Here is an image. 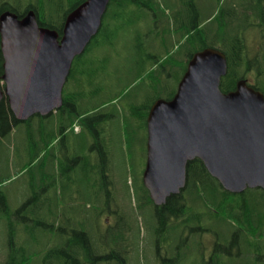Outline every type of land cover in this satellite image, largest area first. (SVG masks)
I'll return each mask as SVG.
<instances>
[{
  "label": "trees",
  "instance_id": "16d2710c",
  "mask_svg": "<svg viewBox=\"0 0 264 264\" xmlns=\"http://www.w3.org/2000/svg\"><path fill=\"white\" fill-rule=\"evenodd\" d=\"M83 1L84 0H0V14L5 11H10L20 17L27 10H34L39 26L53 29L60 33L65 16ZM263 1L264 0H254L252 4L243 5L240 8H237V6L230 7L229 10L225 9V14L223 9H221L218 12V17L221 16L222 19L218 22L215 29H211L210 27H203L196 20L191 24H187L188 19H185L184 21L179 22V24L174 29L170 30L171 33H174L172 46L168 45L165 39L168 31L163 30L162 32H157L156 35L159 40L158 42L160 43V50L158 54L154 53L157 56L148 55V59H151L150 66L148 69H144L140 75V80H148L149 87H151L150 89L153 91L152 93L155 94V96L153 97L149 105L144 107L143 104L140 106H136V103H138L137 101H135L136 95L127 94L124 92H120L117 95V98H120L119 101H124V104L126 105V110L124 112L128 114V118H126L125 133L132 138L131 134H133V127L137 130L139 126H141L142 129L146 132L145 120L150 105L158 99L168 100L172 98L176 91V86L185 71L190 57L193 55V53L207 47L222 50L226 55L227 72L220 81V90L222 92L233 90L236 82L239 79H245L248 81V74L251 72L253 74L254 81L252 83V87L260 90L264 95ZM187 4L191 9L188 10L189 15H197L194 4L191 1L187 2ZM259 6H261V9L258 8ZM110 7L112 8L109 18L110 20H116L121 15L127 13L131 9V7H140L142 10L148 12L147 18H151V15H153L154 21V16H157L156 14H159L158 11H160L161 8L156 0H142L140 2H138L137 0H110L105 15H107ZM234 9H238L239 14L235 15ZM110 20H107V23L111 24ZM103 22L101 28L97 32L96 36L92 38L84 53L74 59L68 75V81L70 80L73 82V88L71 91L66 92L64 87L62 92V106L58 111H56V113L44 117L34 115L26 121H17L11 113L6 100H1L0 138L3 139L8 136L12 132V130L19 124H26V132L28 135L27 140L29 144V146L27 145L26 147L27 151H29L28 155H30L31 145L36 147L37 144V141L29 139L31 136V122L36 117L40 119L46 118L48 121L47 128H49L50 125L57 131L53 133L52 130V132H49L48 134L46 132L43 134L42 130L46 126L44 123H42V121H38L37 126L40 129L39 134L41 143L40 146L39 144L37 146V155L35 157H32V159H28L27 163L24 164L23 167H20V172L23 171L26 167H29L31 163L39 157V153L49 152V147L51 146L52 141L46 140L45 136H51L54 140L57 139L58 136L61 141L63 138L73 133L71 130V133L69 132L64 135L63 130L64 127L71 126L72 128V124H75V120L76 122L78 120L77 124L78 126L80 125L81 129L79 136H75L80 137L83 141H85V137L89 136H92L93 138L97 135L103 137V135L107 131L108 119L113 117L114 115H111L109 113H100V111H103L104 108L109 107V104H114V102H117V98L113 96L107 101L103 100V102L99 104L93 105L91 103L92 101L97 100L104 92L107 93V90L111 91L112 89V84L110 83L111 72L110 75L107 72V60L109 57L108 54H106L105 52V58L103 60H99L98 58L95 59V57H92L94 49L99 48L98 36L103 35L106 39L110 40L114 36V32L116 31V29L111 26L107 27L106 29ZM150 23H152L151 19ZM247 31H249L248 40L245 38V33ZM249 43H252V52L250 50ZM155 50L156 49L153 48L150 54H152ZM88 53L90 54V56L86 55ZM86 56L92 58H85ZM2 61V55L0 52V75L2 73ZM100 61H102V63H99ZM63 109L65 112L63 111ZM138 123H140V125H138ZM116 142L120 146V142H122V140L118 138ZM94 152L97 153L96 159L94 158V160L92 161L87 157L85 163L87 168L86 171L80 169L82 175L79 174L80 178L78 177L77 179V183L80 184H75V186H73V191H71L70 189L67 190L66 188L61 191V197L63 201H66V206H63L62 208L49 206L46 214L51 217L50 219L53 223L51 225V228L53 230H57L58 232L62 233L67 232V224L69 221L67 223H65V221H57L58 213L56 212H58V209H62L63 217L68 218V214L66 215L67 204L68 209L70 205L76 204V201L74 199L75 195H78L81 198L86 196V198H84L85 201L87 200L88 202L94 204L96 203L95 201L99 200V198H101V200L102 198H107L106 201L109 200V202L106 203L105 201L107 205L102 209L104 211L108 210V203L111 202L113 204V197L114 200H117L116 203L119 204V187H114L113 185V174L105 170L106 167L105 169L102 167L104 166V164H106V166L108 164L109 159L107 157V153H103V155L102 150L97 148L94 150ZM47 159L52 160V157L50 156ZM128 160L127 164L132 170L135 163L133 161L132 165L128 162ZM40 161L41 160H39V164L41 163ZM77 166L79 167V165ZM71 171L73 173L76 170H74L73 168ZM136 173L140 180L141 172L138 173L136 170ZM6 180H8V178L1 180L0 184H2ZM139 189L146 195L145 202H142L140 199H138L137 194L134 195L135 206L140 211H145L149 208H152L154 212V214H152V218L158 217L159 221H162L163 219L160 218V216L162 215V211L165 209V207H167V205H169L171 201L174 200V202L176 203L177 199H181V208L179 211H177L179 213H176L180 214V217L182 218L185 217V221L189 223L188 217L190 216V210L188 211V206L197 205L199 211L198 215L200 216V218L198 219L199 224L205 225V221H208L207 225L211 229V223L213 221L218 225L217 228L219 227V224H221V222H225L227 226L232 225L236 228V231L232 235L233 240L231 244L225 248V255L239 256L241 255V253L242 255L240 256L241 258L231 257L232 259L230 260V262H244V260H247L248 264H264V192L262 190L247 189L246 191L248 193H245L246 191H244L243 193L239 194H233L224 191L221 186H219L217 181L207 173L201 161H199L198 159H194L187 164L186 184L183 195H180L179 198L175 196L167 198L165 205L163 207L161 206L162 208L157 207L154 209V207H152L151 201L147 195V191L142 186L141 181ZM50 190H53V194H56L58 192V190H56L54 187ZM128 190L129 188L127 187V195L130 197V192H128ZM67 191H69L68 196L65 194V192ZM34 192H36V189L33 190V196L35 194ZM51 197L54 198V196ZM93 198H95L94 202L92 201ZM82 202L83 198L82 201L77 205L78 211L83 209L82 206H80L82 205ZM39 207L40 206L38 205L35 211L38 212ZM85 215H87L88 220L85 225L81 224L79 220L73 223H75V225H78L79 229H83V231L86 232V235H88L87 229L91 224V213L87 211ZM35 221V224L46 226L44 223H42L43 220L35 219ZM59 222L60 224H58L55 228V224ZM23 225L25 228H29L31 226L29 224V221L23 222ZM76 229H69V231L72 234L78 233L79 229L78 231ZM82 232L78 234V239H68L63 237H60L58 239L61 242L65 241V243H71V245L76 244V252H80V255L83 253L86 261L90 264L94 263L95 261V264H98L97 262L99 261H106L109 263L113 262L111 261L113 259L112 257H110L111 254H115L117 257H119L120 264H126V253H128L132 249V241L129 240L128 236H124L121 231L118 232V235H109V240L107 239L108 237L103 236L104 239L102 240V242L105 250H101V252L98 251V255L95 256L91 254V246L87 241L85 242ZM216 233V235L219 234L218 231H216ZM195 236L196 235H194L192 237V240L188 242L189 245L181 250V254L184 257L181 259L184 260L190 252H193L195 254L193 259H196V251L198 250L200 252L199 260H197V263L200 262L199 264H208L209 261L214 260L213 257L215 256V254L212 255L208 262H205L207 260L205 259L202 250L207 248L210 241L208 238L201 239V237L204 235L200 234V236L198 237ZM197 238L199 239V241L196 240ZM81 243H83V246L78 245ZM238 247L242 249L241 253L237 249ZM55 249L57 250L54 252L55 259L58 261V263L60 262L62 264V262L65 261L64 256L66 254L60 247H57ZM220 251L221 249L219 250V252ZM76 252L74 254V257H77ZM107 254L109 255L107 256ZM16 260L17 257L14 254H11L9 261L6 264H16ZM73 261L74 264L77 263V260L73 259ZM244 263L247 264L246 262ZM70 264L73 263L71 262Z\"/></svg>",
  "mask_w": 264,
  "mask_h": 264
},
{
  "label": "rangeland",
  "instance_id": "374dc122",
  "mask_svg": "<svg viewBox=\"0 0 264 264\" xmlns=\"http://www.w3.org/2000/svg\"><path fill=\"white\" fill-rule=\"evenodd\" d=\"M138 2L142 0H137ZM160 5L159 14L151 18L148 17V12L142 10L140 7H131V9L118 17L116 20H110V14L112 8L108 10L107 15L104 19V27H113L116 29L114 36L108 40L103 35L98 36L99 48L94 49L92 57L95 59L103 60L105 58V52L108 54V66L107 72L110 75V83L112 84L111 91L107 90L104 92L97 100L92 101L93 105L103 102V100H108L111 97H116L120 92H124L131 95H136L135 101L136 106L149 105L155 94L149 87L148 80H143L141 78V72L144 69H148L150 66V60L148 55L158 54L160 50V43L158 42L157 32H162L163 30L168 31L165 36L168 45L173 44L174 33L170 30L174 29L179 22L187 20V24L198 21L203 27H210L215 29L218 22L222 19L221 16L218 17V12L223 9L225 14V9L229 10L230 7L240 8L243 5H250L254 0H156ZM191 1L197 11V15H189V6L187 2ZM260 9V6L258 7ZM191 10V9H190ZM194 10V9H192ZM235 15L239 14L238 9H234ZM150 14V13H149ZM152 23H150V19ZM225 18V15H224ZM145 19V20H144ZM241 19V18H240ZM110 20L111 24L107 23ZM249 31L245 33V38L248 40ZM159 43V46H158ZM252 43H249L250 50L252 52ZM156 50L152 52V49ZM89 55L90 54H86ZM86 56L85 58H92ZM99 63H102L100 61ZM248 81L253 83V74H248ZM65 91H71L73 88V82L68 81L65 84ZM168 92V91H167ZM117 98V102L114 104H109L110 106L104 108L100 113H109L114 115L108 119V128L105 134L102 136H92L85 137L83 141L79 136L71 133L69 136L60 138L57 136L49 147V152L39 153V157L35 159L29 167H26L20 172V168L27 163L28 159H32L37 155V146L41 143L38 121H42L45 124L43 128V134L46 132H57L54 127L49 125L47 128V119H40L34 117L35 119L31 122L30 130V140L37 141L36 147L31 145L30 155L27 151V132L26 124H19L12 132L3 139H0V181L8 178L0 184V264H6L9 261L11 254L17 257L16 264H61L55 259V248L60 247L64 250L66 254L65 261L62 264H74V260H77L76 264L88 263L83 253L76 252V244H68L61 242L58 238L62 237V233L57 230H53L51 225V217L46 214L49 206L52 207L54 203L53 190L44 191V188L52 189L53 187L58 190L62 189L63 185H68L70 190L73 191V180L77 181L78 172L82 175L81 170L86 171V159L94 160L96 154L94 150L101 149L102 154L107 153L108 164L102 166L109 173L113 174L115 187H119L118 196L119 200V211L123 214L125 219V229L129 231L125 234L129 235L132 241V249L126 253V264H163L161 256L164 255L165 247L162 238L157 239L154 234L155 221L152 218L153 210L149 208L145 211H140L135 206L134 195L137 194L139 197V187L140 180L137 176L136 170L139 173L140 168L135 157L137 153L142 151L144 148V140L146 138V132L141 126L137 130L133 127L132 138L127 135L126 132V118L128 114L124 112L126 110V105L124 101ZM85 116V115H84ZM140 125V123H138ZM129 132V128H128ZM46 137V136H45ZM120 138V146L117 144V139ZM136 138V139H134ZM79 139V140H78ZM47 140V139H46ZM83 142H82V141ZM83 144V146H82ZM94 144V147H93ZM109 151V154H108ZM32 153V154H31ZM56 157V160L47 159L52 156ZM103 154V155H104ZM126 159V161H125ZM129 159V160H128ZM133 159V160H132ZM38 160V161H37ZM39 160H41L39 164ZM55 160V161H54ZM127 160L133 165L132 170L127 164ZM54 161V162H53ZM17 164V165H16ZM79 165V167L77 166ZM74 166V167H73ZM60 167V168H59ZM75 168V172L72 173V169ZM102 168V169H103ZM68 174H64L66 172ZM67 175V176H66ZM74 178V179H73ZM80 178V175H79ZM128 184V186H127ZM127 187L130 188V197L127 195ZM36 189L33 196V190ZM134 189V193L131 190ZM68 192L65 194L68 196ZM47 193V196L45 195ZM245 193H248L247 191ZM132 195V197H131ZM247 195V194H246ZM33 196V198H32ZM83 199L86 196L82 197ZM82 198L78 195L74 196L76 202H81ZM52 203V204H51ZM104 201H100L99 208L102 209ZM48 204V206H47ZM39 207L38 212L35 211L37 206ZM78 204L70 205L68 209V204L66 208V215L68 219L70 216L75 218H70L68 222L67 229H76L78 231V225L71 221L77 219L78 216ZM46 206V207H44ZM76 207V209H75ZM46 208V209H45ZM95 207H87L85 211L94 212ZM18 213L20 215L17 217ZM72 214V215H71ZM113 222L116 220L114 214ZM108 218L111 222L110 216L105 215L102 217V222L105 218ZM37 220H43L44 225L35 224ZM67 219V218H66ZM156 220V219H155ZM29 221L31 225L29 228H25L23 222ZM112 223V222H111ZM55 224V228L57 225ZM66 225V226H67ZM217 224L213 221L211 223V230L213 234H207L205 232L204 236H214L216 231L219 232L213 240L212 254L218 252L224 242L225 244H231L232 235L236 231V228L232 225L227 226L225 222H221L217 228ZM76 227V228H75ZM28 229V230H27ZM88 235H93L94 238L104 233L103 226L100 225L99 221L94 224L91 222L87 229ZM79 233H74L68 236L70 238H77ZM200 236L196 234L195 237ZM226 239V241H225ZM199 241V239H196ZM86 242V241H85ZM91 246V254L97 256L98 251L105 250L103 243L94 244V242L89 243ZM83 246V243L78 244ZM97 246V247H96ZM55 247V248H54ZM75 247V248H74ZM215 247V249H214ZM206 249L202 252L205 255ZM241 253V248H237ZM236 249V250H237ZM76 252V256L74 254ZM199 252L196 251V259L190 261L189 259L182 260L177 264H199ZM110 254V252H109ZM107 254V256L109 255ZM242 255V253H241ZM214 256V260L208 262V264H245L248 262H230L233 258H241L240 256ZM113 262L99 261L98 264H120L119 257L115 254H111ZM12 262V261H11ZM96 262V261H95ZM94 262V263H95ZM91 263V264H94ZM206 264V263H205ZM248 264V263H247Z\"/></svg>",
  "mask_w": 264,
  "mask_h": 264
},
{
  "label": "water",
  "instance_id": "95a60500",
  "mask_svg": "<svg viewBox=\"0 0 264 264\" xmlns=\"http://www.w3.org/2000/svg\"><path fill=\"white\" fill-rule=\"evenodd\" d=\"M109 1L84 0L65 17L60 39L38 25L33 10L0 14V102L6 97L17 121L61 108L72 62L97 34ZM226 72L223 52L199 50L173 97L149 108L142 183L155 205L184 187L186 165L196 158L225 191H264V96L243 79L222 92Z\"/></svg>",
  "mask_w": 264,
  "mask_h": 264
},
{
  "label": "flooded vegetation",
  "instance_id": "af4514ba",
  "mask_svg": "<svg viewBox=\"0 0 264 264\" xmlns=\"http://www.w3.org/2000/svg\"><path fill=\"white\" fill-rule=\"evenodd\" d=\"M263 6H264V3H263ZM260 9H261V6H260ZM59 35H60V33H58V36ZM143 148L144 149L142 151L138 152L137 156L134 158L135 161L137 162V164L139 166H142L140 168L141 174H142V171L144 169L145 160H146L145 142H144ZM140 180H141V176H140ZM113 185L115 187V183ZM128 192H129V190H128ZM183 192H184V190L180 191L178 194L170 195L169 197L171 198V196H175V197L179 198L180 195H183ZM132 193H134V189L132 190ZM138 193H139L140 200L142 202H145V199H146L145 193H143L140 189H139ZM113 198H112V200H113L112 202H114V204H113V206L110 207L109 212L114 214L116 220L114 222L112 220L111 221L112 223H111V222H109L108 218H105L103 221V228H104V233H105L104 237H108L107 238L108 240L110 238L109 235H111V234L118 235L119 231H121L124 234V236H127V234H125V232H127L129 230V229H125L124 226H125L126 221L124 219L123 214L119 211L120 210L119 204L116 203L117 200H114ZM166 200L160 206L163 207L166 203ZM181 203H182L181 199H177L176 203L174 202V200L171 201L169 203V205H167V207H165V209L162 211V215L160 216V218H162L163 220L159 221L158 217H155L156 220L154 219V221H155L154 230L156 229L155 230L156 238L157 239L162 238L164 241L165 251H164V255H162L161 259H160L163 264H177V263L181 262L182 261L181 258H184L181 254V250L186 248L189 245L188 242L192 240V237L196 234H199V233L201 235H205L204 234L205 232L211 231V229L207 225L208 221H205V225L198 223V219L200 218V216L198 215L199 211H198L197 205H189L188 206L189 207L188 211L190 210V213H189L190 216L188 217L189 223L187 221H185V217H183V218L180 217V214H177V213H179L177 211L180 210ZM106 205L107 204H105V206ZM109 206H108V208H109ZM152 207H153V205H152ZM19 215L20 214H18V216ZM79 221L81 222V224L85 225L88 222L87 216H81ZM183 221H184V223H183ZM90 222H92L94 224L96 221L94 220V222L93 221H90ZM161 223H162V225H161ZM40 224H42V223H40ZM82 231H83V229H79L78 233L80 234ZM67 232L70 235H72V233L69 230H67ZM82 233L84 235L85 241H87L88 244L90 242H94V244H96L98 246V244L102 243L103 234H100L99 236H96L94 238L93 235H91V236L86 235L85 231H83ZM182 235L184 237H182ZM212 246H213V243L210 244V246H209L210 253L212 252V249H213ZM103 247H104V245H103ZM223 251L225 254V248ZM192 258H193V253H191V252L185 257V259H189L190 261L192 260ZM210 258L208 259V261L210 260ZM82 264H87V263H82Z\"/></svg>",
  "mask_w": 264,
  "mask_h": 264
},
{
  "label": "crops",
  "instance_id": "0c3cea01",
  "mask_svg": "<svg viewBox=\"0 0 264 264\" xmlns=\"http://www.w3.org/2000/svg\"><path fill=\"white\" fill-rule=\"evenodd\" d=\"M68 128L69 127H64V130H65V132H67V130H68ZM81 132V129H80V131H78V132H73V134H75V135H78L79 133ZM46 139L47 140H49V141H54V139H53V137H51V136H46ZM51 145H52V143H51ZM55 154H53L51 157L53 158V159H55L56 160V157L54 156ZM54 160V161H55ZM53 161V162H54ZM57 161V160H56ZM74 167V166H73ZM74 170H75V168H74ZM68 171H66V172H63V176H64V174H69V173H67ZM67 176V175H66ZM78 177H79V172H78ZM78 181H73V184H77V185H79L80 183H77ZM64 188H66L67 190L68 189H70V187H69V184L68 185H63L62 184V189L60 188H58V192L56 193V194H53V196H54V203H53V205H52V207L53 206H56V208L58 207V208H62L63 206H66V201H63L62 200V197H61V195H62V190H64ZM50 189L47 187V188H44V191H49ZM45 195L47 196V193H45ZM60 198H61V200H60ZM77 204H79V202H76ZM47 206H48V204H47ZM56 213H58V219H57V221H62V222H64V217H63V213H62V209H58V212H56ZM63 217V218H62ZM214 249H215V247H214Z\"/></svg>",
  "mask_w": 264,
  "mask_h": 264
},
{
  "label": "bare ground",
  "instance_id": "6f19581e",
  "mask_svg": "<svg viewBox=\"0 0 264 264\" xmlns=\"http://www.w3.org/2000/svg\"><path fill=\"white\" fill-rule=\"evenodd\" d=\"M123 7V6H122ZM34 11V10H33ZM195 27V26H194ZM190 28V27H189ZM64 107V106H63ZM65 108V107H64ZM66 109V108H65ZM63 111H64V109H63ZM65 112V111H64ZM74 121V120H73ZM77 122H78V120H77ZM77 122H76V120L74 121V123L75 124H72V128H71V126L68 128V130H67V132H65V130H63L64 131V135H66L67 133H69V132H71V130H72V132H78V131H80V125L78 126V124H77ZM83 127V126H82ZM62 135V134H61ZM30 151H32L33 152V150H30ZM32 154V153H31Z\"/></svg>",
  "mask_w": 264,
  "mask_h": 264
}]
</instances>
